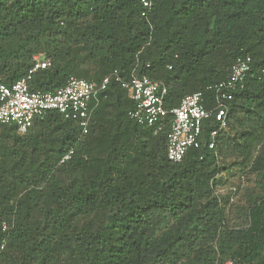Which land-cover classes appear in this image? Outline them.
I'll use <instances>...</instances> for the list:
<instances>
[{
	"label": "trees",
	"instance_id": "trees-1",
	"mask_svg": "<svg viewBox=\"0 0 264 264\" xmlns=\"http://www.w3.org/2000/svg\"><path fill=\"white\" fill-rule=\"evenodd\" d=\"M141 9L139 0H0V81L13 83L39 55L51 64L33 74L34 90L113 71L167 87L159 130L129 117L134 102L114 77L90 101L86 133L54 110L25 133L0 123V264H264V0ZM246 56L249 75L213 147L209 118L199 146L169 161L171 109L196 91L211 107L208 87ZM234 173L239 182L220 194Z\"/></svg>",
	"mask_w": 264,
	"mask_h": 264
},
{
	"label": "built area",
	"instance_id": "built-area-1",
	"mask_svg": "<svg viewBox=\"0 0 264 264\" xmlns=\"http://www.w3.org/2000/svg\"><path fill=\"white\" fill-rule=\"evenodd\" d=\"M141 15L146 16L152 6V0H139ZM50 60L39 55L33 57L32 66L25 75L11 84L0 81V123H14L19 132L25 133L35 120L42 118L54 110L65 118L77 122L83 133L88 130L90 101L107 88L111 78L126 88L134 106L128 115L138 124L161 129L167 115L164 108V95L167 87L160 81H154L147 76H132L122 80L116 71L99 81H89L74 76L69 77L66 84L53 92L34 90L31 86L33 74L50 66ZM250 72V57L238 58L231 67L225 80L210 85L208 88L216 91L214 103L206 106V98L200 91L186 94L180 103L171 109L173 121L166 140V157L171 162L183 159L190 147L199 146V136L204 120L213 118L216 128L210 132L209 147H213V139L217 133L226 128L228 120L229 101L233 92L242 87ZM73 153L70 149L59 163L67 161ZM222 264H233L227 260Z\"/></svg>",
	"mask_w": 264,
	"mask_h": 264
},
{
	"label": "rangeland",
	"instance_id": "rangeland-1",
	"mask_svg": "<svg viewBox=\"0 0 264 264\" xmlns=\"http://www.w3.org/2000/svg\"><path fill=\"white\" fill-rule=\"evenodd\" d=\"M239 177H240L239 174H235L233 177L229 178V180L227 181L226 184H224L223 186H221L220 188H218L219 189V193L222 194V193H224V191H226V189L228 187L235 186L239 182V179H240ZM251 180H253V179H251ZM244 185H246V182L245 181H244ZM238 200H239L238 197H235L233 199V202H236Z\"/></svg>",
	"mask_w": 264,
	"mask_h": 264
}]
</instances>
